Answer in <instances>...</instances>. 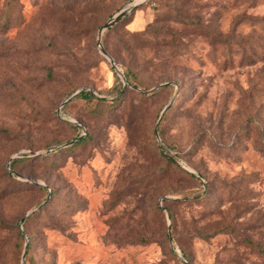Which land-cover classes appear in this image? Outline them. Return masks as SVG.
<instances>
[{
    "label": "rangeland",
    "instance_id": "1",
    "mask_svg": "<svg viewBox=\"0 0 264 264\" xmlns=\"http://www.w3.org/2000/svg\"><path fill=\"white\" fill-rule=\"evenodd\" d=\"M82 89L106 103L62 105ZM22 261L264 264V0H0V264Z\"/></svg>",
    "mask_w": 264,
    "mask_h": 264
},
{
    "label": "water",
    "instance_id": "2",
    "mask_svg": "<svg viewBox=\"0 0 264 264\" xmlns=\"http://www.w3.org/2000/svg\"><path fill=\"white\" fill-rule=\"evenodd\" d=\"M136 5H134L132 8H125L121 11H119L118 13H116L112 18H110L98 31V34H97V43L98 45L100 44V37H101V34L104 30L106 29H109L110 27H112L114 24H116L118 21H120L122 18H124L127 14L130 13V11L135 8ZM99 50H100V53L105 57V59L108 61L110 67L114 70V72L118 75V77L120 78L122 84H123V87L126 85V79L123 75V73L119 70L116 62L114 61V59L101 47H99ZM165 84H162V85H158L156 86L155 88H153L151 91L155 90V89H158L162 86H165ZM86 91H89V89H82L80 91H77L75 93H73L72 95H70L64 102L62 105H64L65 103H67L71 98L77 96L78 94H80L81 92H86ZM171 106V103L169 105H167L166 107L163 108V110L161 111L160 113V116L155 124V127H154V131H155V135L157 137V139L159 140V136H158V132H157V127H158V123L160 122V120L162 119V117L164 116V114L167 112V110L170 108ZM78 140V139H77ZM76 140H73V141H70L69 143H66V144H63L61 146H58V147H55L56 149L58 148H64V147H67L71 144H73ZM16 158H11L9 163L14 160ZM8 163V165H9ZM39 185V184H37ZM39 186H42V185H39ZM36 211V210H35ZM33 211V212H35ZM29 216V214L25 215L21 220H20V224H19V229L20 231L22 232V223L23 221ZM169 242L171 243V240L169 238ZM25 249H26V246H25ZM25 249H24V252L22 254V258H24L25 256ZM21 264H23V261L21 262Z\"/></svg>",
    "mask_w": 264,
    "mask_h": 264
},
{
    "label": "trees",
    "instance_id": "3",
    "mask_svg": "<svg viewBox=\"0 0 264 264\" xmlns=\"http://www.w3.org/2000/svg\"><path fill=\"white\" fill-rule=\"evenodd\" d=\"M126 17V16H125ZM124 17V18H125ZM124 18H122L120 21H118L116 24H118V23H120ZM116 24H114V25H116ZM113 25V26H114ZM111 28V27H110ZM116 61V60H115ZM123 75H124V77H125V79H126V84H127V86H133V89H135V90H137V87L135 86V85H132V83H131V81H130V75H129V73L128 72H124L123 73ZM168 84H166L165 86H162V87H165V88H167L168 86H167ZM159 89V88H158ZM76 97V99H83V100H96V101H99V102H104V103H106V101L104 100V99H98L92 92H90V91H86V92H81L80 94H78L77 96H75ZM75 143H76V141H75ZM74 144V143H73ZM73 144H71V145H73ZM71 145H69V146H67V147H70ZM75 145H77V144H75ZM163 157H164V159H166L167 161H171V162H174V156L173 155H171V154H169V153H166L165 151H163ZM22 158L24 159V156H22ZM21 162H23V160H13L11 163H10V168L11 169H14V167L15 166H18ZM192 178H193V176H192ZM52 191H50V192H48V194H49V196H51L52 195ZM23 231V230H22ZM22 235H23V233L21 232V235H20V237H22ZM30 243H27L26 244V249H25V256L26 255H28V252L30 251ZM23 252H24V250H23ZM183 257L185 258V256L183 255ZM47 264V263H46ZM49 264V263H48Z\"/></svg>",
    "mask_w": 264,
    "mask_h": 264
}]
</instances>
